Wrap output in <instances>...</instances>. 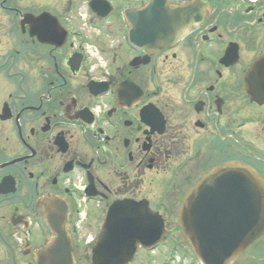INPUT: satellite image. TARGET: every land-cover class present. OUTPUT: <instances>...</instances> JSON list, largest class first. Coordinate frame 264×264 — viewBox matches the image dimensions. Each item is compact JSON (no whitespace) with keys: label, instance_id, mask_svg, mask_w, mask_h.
I'll return each instance as SVG.
<instances>
[{"label":"flooded vegetation","instance_id":"obj_1","mask_svg":"<svg viewBox=\"0 0 264 264\" xmlns=\"http://www.w3.org/2000/svg\"><path fill=\"white\" fill-rule=\"evenodd\" d=\"M167 9L186 24L156 45L138 27ZM230 161L264 179V0H0V264H36L44 207L77 264L121 201L163 219L138 252L166 248L187 191Z\"/></svg>","mask_w":264,"mask_h":264},{"label":"water","instance_id":"obj_2","mask_svg":"<svg viewBox=\"0 0 264 264\" xmlns=\"http://www.w3.org/2000/svg\"><path fill=\"white\" fill-rule=\"evenodd\" d=\"M160 14L138 27L140 35L154 38L156 45L179 37L186 24L181 9ZM44 211L54 235L37 252L36 264H77L63 217L53 207H44ZM179 226L201 264H234L264 234V179L239 161L214 167L185 195ZM165 236L162 217L146 203L117 202L109 210L92 261L128 264L140 244L153 248Z\"/></svg>","mask_w":264,"mask_h":264},{"label":"rangeland","instance_id":"obj_3","mask_svg":"<svg viewBox=\"0 0 264 264\" xmlns=\"http://www.w3.org/2000/svg\"><path fill=\"white\" fill-rule=\"evenodd\" d=\"M171 235L166 248L156 249L154 252L140 251L132 264H200L192 253L190 245L182 236L177 219L171 220ZM264 264V237L253 248L246 251L236 264Z\"/></svg>","mask_w":264,"mask_h":264}]
</instances>
